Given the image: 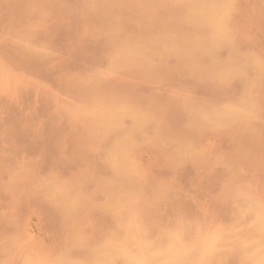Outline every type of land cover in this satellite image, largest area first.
<instances>
[{
  "label": "rangeland",
  "instance_id": "rangeland-1",
  "mask_svg": "<svg viewBox=\"0 0 264 264\" xmlns=\"http://www.w3.org/2000/svg\"><path fill=\"white\" fill-rule=\"evenodd\" d=\"M88 1L89 0L87 1L86 0H0V19H1L0 20V61H1L0 65L2 66V67L0 66V70H1L0 71V75H1L0 76V254L3 253L1 254L2 256L0 255V262L2 264L4 263L5 264H8V263L9 264H24L26 262V259L32 260V261H40V260L47 261L50 258L49 260H53L55 257L56 258L60 257L61 252L62 253L65 252L64 255L70 256L69 250L71 249H72L71 252L73 253L71 254L74 255L73 257L82 258V257H85V255L89 254V252L91 251V248L94 245L93 244L94 241L96 244H98L104 241L108 237V234L110 236L112 233L117 231V229L115 228H118V226L116 227V225L118 224L115 222H118L119 218L117 217V214L113 210L106 208L107 201L105 200V199L108 200V197H107L108 193H106L107 192L106 190L108 187H110L109 185L113 184V182L111 181H113L115 177V170H113V167L111 164L112 161H110L111 157H109L110 156L109 154L111 153V150H113V147H114L113 145L115 143L113 138H115L116 134H119V131H120L119 128L127 129L129 127H132V125L134 124L133 122H135L136 118L139 117V115L135 113L133 115L122 116L120 117V121H119L120 126L116 125L108 129H100L98 128V126L96 127L93 126V123L94 125H97L93 106L97 103V101L98 102L102 100L107 101L110 99V97L111 98L113 97V99H116L117 101H120V102L123 101V102H127L128 104L131 102L132 104L130 103V106L138 110L139 113H141V115H144L149 120L146 132L143 134H136L132 138V140L129 143H127L125 146L126 151H128L127 152L128 157L130 158V160L132 158L133 161L132 160L131 161L133 165L136 167L137 173H140L138 174V176L141 180L143 190H145L144 187L147 188V190H145L146 193L144 191H141L142 193H144L143 195H146L147 197L144 196L145 198L144 199L141 196L138 197L139 195H137L138 198L136 197L137 200L135 202L136 203L139 202V204L137 205L134 202V205H133V207L134 206L142 207L141 209L136 208L135 211L137 212V217L140 220V223L142 224V230L144 232L147 231L146 235L150 238H153L152 236L158 235V229L160 228H166L168 230L170 229L169 231H174V230L181 231L182 230L181 231L182 242L184 241V243L192 245L193 241L194 243H197V240L195 239V237L198 239L199 238L198 234L201 235V233H205L207 232V230L208 231L216 230V232L218 233V237L214 243L215 247L213 246V249L211 251L212 253H209V257L206 260L201 261V263L205 262L206 264H209V263L214 264L215 262V264H221V263L222 264H252L253 261L250 258V255H247L250 250L244 249L241 246H239V237H238V236H241V237L251 236L250 231L245 230L246 225L250 221V218H249L250 216L248 214L243 215L239 209L243 208L245 206V202L249 200H252L254 202L258 201L257 203L264 205V201H263L264 200V177H263L264 176V165H263L264 164V149H263L264 142H262L264 141V129H263L264 128V123H263L264 122V105L263 107L261 105L262 103H264V98H263L264 96L262 95L264 92V81H261V80H264V68H263L264 67V62H263L264 61L263 60L264 59L263 58V55H264V49H263L264 48L263 46L264 45V13H263L264 12V0H241V1L231 0L230 1V5H229L230 9L228 8V13H227V17L228 15L230 16L229 19L227 18L228 19L227 21L228 33L227 34L228 35L231 34V35L229 36L227 35V37L230 38V36H232L230 38L231 40L228 38L229 41L231 42H229L228 39L224 40L223 41L224 44L222 43L221 48L218 51V56L221 58H226L225 56L228 57V54H232L238 63H242L246 65L250 63L253 65L254 67L253 70L249 72L250 76L252 74L253 75L250 77V83L248 85H246L242 81V79L238 77H222V76L212 74L208 69L205 68V66L207 67V63L210 64L212 60L210 59V57L208 58V55L205 53H204L205 56H203L204 54L201 53L202 57H198L201 55L200 54V55H196V57L194 56L193 58H190L192 57L191 55H189V53L191 54V52H189L190 47H189V44L186 43V41L188 40V36L191 33V27L188 24L183 23V22L188 23L187 21L188 11H187L185 0H178V1L176 0V2L175 0H166V1L165 0H160V1L159 0L157 1L156 0H145V1L144 0H139V1L138 0H132V1L130 0L128 1L127 0L125 1L124 0H110V1L103 0L104 2H102V0H92V1L90 0L89 2ZM114 2L116 3V5H114L115 4ZM179 2L181 3L179 4ZM176 4L178 7L176 6ZM145 5L149 7H146ZM98 6L100 8H98ZM104 6L105 8H102ZM56 8L58 10H56ZM116 8L118 9L117 11H116ZM98 9L99 10L101 9V10L99 11ZM60 10L62 11L61 13H60ZM97 11H99V14L97 13ZM159 11L161 12L160 13L161 15L159 14ZM141 12L143 13L141 14ZM121 13H122V16H121ZM100 14L102 15L104 14L106 17L104 15L103 17ZM168 15L170 18L168 17ZM96 16H98V19L100 17L99 20L103 19L104 23L103 22H101L103 24L99 23L100 21L97 20ZM108 16L111 19L109 18L107 20ZM116 18L117 19L119 18L118 19L119 21H117ZM153 18L156 20H154ZM168 18L171 21L170 20L168 21ZM157 19L159 21H157ZM160 19L162 22L160 21ZM22 20L23 21L25 20L24 23ZM165 20L167 21L165 22ZM16 21H17V24L15 23ZM157 23L159 25H157ZM10 24H13V25H10ZM121 24L123 25V27H121L122 26ZM169 24L171 26V30L169 28L170 27ZM18 25H20L21 27ZM106 25H108L109 27ZM184 25L187 27H185ZM10 26L11 27L13 26V27L11 28ZM93 26L95 28H93ZM112 27L113 29L114 28L116 29V30L114 29L116 32L112 29ZM149 27H152V28H149ZM119 28L121 29L122 32L119 31L120 30ZM123 28H126L127 30L126 29L124 30ZM155 28L158 30H156ZM173 28H175V30ZM96 29H98V31ZM117 30L119 32H117ZM141 31L142 33H140ZM114 33H117L116 36ZM125 33H127V37H128V34H130L129 37L131 39H128L129 37L127 38ZM157 33L158 34L161 33L160 34L161 37H163L164 34L165 36L161 38L159 37L160 35H158ZM131 34L134 35L135 37L131 36ZM170 34L171 36H169ZM166 35L169 39L165 38ZM8 36L10 37V39ZM235 36L239 38H236ZM116 37H118V39ZM138 37H140V39L142 37L143 40L137 39L136 41L135 39ZM143 37H145L146 39ZM109 38H112V39H109ZM119 39H122V40H119ZM151 39L155 42H152ZM232 39L233 40L235 39V40L233 41ZM145 40L151 42V45L149 42H147L146 44ZM110 42L112 44H110ZM118 42L120 44H116ZM128 42L129 43L132 42V43L129 44ZM140 42H142V44H145L147 48L143 52L138 53L139 57L138 55H136L137 58L133 56V58L136 59V60L133 59L135 61V62L133 61L135 64V67H134V64L132 62L130 63V61H132V57L130 56L127 57L129 60L128 61L127 58L120 57L121 54L118 51L120 50L122 46H130L132 48L134 47L136 48L137 46L135 45L141 44ZM236 42L237 44H235ZM156 43L158 45H156ZM148 44L149 46H152V47L154 45V47L153 48L148 47ZM183 44L185 46L187 45L186 48L188 47L189 49L188 51L185 48V46H183ZM228 44L231 45V48H230V45ZM117 45L119 48L117 47ZM256 45L258 47H256ZM159 46L161 47V49L168 46V48H173V50L164 48L165 50L164 52V50L163 51H161V49L159 50L160 48ZM171 46H174V47H171ZM175 46L177 47L175 48ZM114 47L117 50L118 49L119 50L117 51ZM233 47L235 49H232ZM238 47L241 50H239ZM21 48L22 50L20 51ZM149 48H150V51L151 49L152 51L153 50L155 51V48L157 51L155 52L151 51L152 53H149L150 52L148 51ZM181 48L186 49V50H181ZM237 48L242 54L237 50ZM110 49L112 51L114 50L113 51L114 53L112 51L109 52ZM243 49L244 50L246 49L245 52L243 51ZM255 49L258 53H256ZM176 50H178L179 52ZM29 51L31 52L33 51V52L31 53ZM147 51L150 55L146 53ZM166 51L168 53H166ZM29 53L33 55L31 56L29 55ZM49 53L50 55L48 56ZM172 53H174V55ZM143 54L146 57L143 58L144 56ZM177 54L179 55V57L177 56ZM250 54L251 56L252 55L254 56L251 57ZM117 55L119 57H117ZM154 55L155 56L157 55L158 58L155 57ZM184 55H188L189 59L187 58V56L184 57ZM258 55L260 57H258ZM257 57L260 59H258ZM112 58L114 62L110 61V59ZM142 58L144 60L146 59L147 61L146 60L144 61ZM155 58L158 61H155L156 60ZM120 59L123 61H121ZM141 59L143 60L144 66L142 65V63H140L142 62ZM177 59L178 60L181 59V60L177 61ZM115 60H117L116 62L118 63H116ZM259 60H260V63H259ZM2 61H5V62L3 63ZM124 61H126L125 62L126 64L128 62L130 64L128 63V65H126ZM203 61L205 63H203ZM261 61L263 62V67H262ZM137 63L140 66H137ZM165 63H167V65ZM175 63H178V64H175ZM116 64L117 66L118 64H120L118 67L123 66V65L125 67H122L123 70L120 67L121 69L119 68V71H118L117 70L118 67L116 66ZM126 66H129L131 68L129 67L126 68ZM196 66L197 68H195ZM95 67L98 68L99 70L95 69ZM128 68L130 69V73L132 71V75L129 73ZM173 68H175V70ZM124 69L125 70L128 69V70L125 71ZM178 69L179 71L181 70L182 72L181 71L178 72ZM122 71H124L123 73H126V74H123ZM160 72L161 73L166 72L165 74L168 77L165 76V74H163L164 76L161 75ZM95 73H97V75H95ZM157 74L159 76H157ZM90 75H94V76H90ZM96 76H99V77H96ZM103 76H104V80L103 78H101ZM107 76L111 77L112 81H110L111 79L107 78ZM161 76L163 77V79ZM69 77L70 79L72 77V79L71 80L69 79L68 81ZM166 77L168 79H164ZM98 78H101V79L98 80ZM148 78H149V81H147ZM158 78L159 79L161 78L163 81L166 80L164 81L165 83L161 79H160L161 81H158ZM255 78L257 80H254ZM85 79L88 82H86ZM82 81L83 82L85 81L83 85L84 87L86 85H89L92 81H93L92 82L93 85H95L94 83H96V85H100L101 82L104 81V83L101 84L103 86L100 85L103 89L99 86L96 87V89L101 88L103 91L98 90V89L94 91L95 88H93V85L91 84L87 86L86 88L88 89L85 90L84 87L82 86L83 84ZM256 84L258 85V87ZM77 85L80 88L83 87V89L78 88ZM169 85L171 86L169 87ZM251 85L254 86L253 90L251 88ZM259 85L261 88L259 87ZM111 86L112 88H110ZM167 86L171 90L172 88H174V90L171 91L170 89L167 88ZM90 87L91 89L93 88L92 91ZM105 87H107V90L105 89ZM109 89H111L112 92ZM120 89L121 91H123L122 98H119ZM187 89H189V91H187ZM104 90L107 92H104ZM99 91L104 92V93L102 92L101 93L104 94L105 97L101 93L99 94L98 93ZM108 91L111 92V95L110 97L108 96L109 98L107 99V95L110 94ZM167 91L168 93L170 91V93L167 94ZM177 91L180 93H178ZM95 92H97L101 96H99ZM138 92H140L141 94ZM254 92H257V93H254ZM89 93L90 94L93 93V94L90 95ZM117 93H118V96H117ZM125 93L127 94V96ZM157 93L159 94L158 96L156 95ZM170 94H173V96L171 97ZM247 94H249V97ZM92 95H94L95 101L92 99L93 98ZM161 95H163V98ZM189 95L192 97V99ZM85 97L88 98V100ZM182 97L183 99L185 97L187 98L189 97L191 100L188 98L186 99L187 100L186 102L185 99H184L185 101L181 99ZM194 97L195 99H193ZM149 98H150L151 104H149ZM168 98L169 100H167ZM90 99H92L93 101ZM140 99L143 102L145 100L148 101L147 105L149 104L150 106L148 105V108L145 107L146 104L141 102ZM142 99H145V100H142ZM171 99L173 101H170ZM155 100L156 101L158 100L159 103L162 102V104H165V105L167 104L166 107L165 105L163 107H160L162 104L160 103L161 105H159V103L155 102ZM68 101L70 103L73 102L75 104L72 105L73 103L70 104ZM133 101L134 102L136 101L135 104H133L134 103ZM173 102H175L176 104L178 103V104L176 105ZM142 103L145 105H143ZM152 103L154 105L158 104V107H160V109L158 108L159 111H157L158 110L157 108H153L155 106H153ZM66 104L71 106V107L69 106L70 109L69 107H67ZM239 104L240 106H242L240 115L230 116V118H233L234 120L236 119V121L234 120L232 121V119L231 120L226 119L225 121L226 122L228 121L227 124H225L226 123L225 121L224 122L220 121L221 124L219 125L220 122L218 123V121L203 122V120H201L200 118L198 117H197L198 119L195 118L196 116H198V113L201 111L217 108L220 106H236ZM87 105L88 107H86ZM81 106L83 107L79 108ZM144 107L147 109H145ZM149 107L150 109L151 108L153 109L151 111V116H149L150 115ZM163 108L164 110H161ZM76 110L79 111V113L81 112V114L78 115ZM73 111H76L74 112V115H72ZM154 111H156L157 113ZM194 111L196 114L193 117L192 115H194ZM86 113L87 115L89 113V115L86 116ZM191 113L192 115H190ZM93 116L95 117L91 119ZM154 118L157 120L155 121ZM240 119L243 122H241ZM245 120H246V123H245ZM192 121H194V123ZM198 121H200L202 124H200V122ZM235 122L237 125L235 124ZM214 123L217 126L219 125L218 126L219 128L218 127L216 128L215 127L216 125ZM195 124L196 125L200 124V126L199 125L196 126ZM221 125L225 126V128L224 127L221 128L222 127ZM84 126H86L87 128ZM189 126H192V127H189ZM211 126L213 128H211ZM193 127L194 128L198 127L199 130L196 128L193 129ZM202 127L204 129H201ZM85 128L86 129L90 128V130H87L88 133L86 132ZM91 128L93 130H91ZM184 128L186 129L187 132L184 130ZM209 128L211 129L208 130ZM236 128L238 129L237 132L239 131L240 134L239 132L238 133L235 132ZM231 129L232 130L234 129V130L231 131ZM201 130L204 131V134H203V131ZM94 131H97V133ZM241 131H244V132H241ZM237 134L241 136H236ZM88 135H90V138ZM98 136H100L101 138ZM239 137H240V141H238L237 139ZM187 138L188 139L190 138L192 141L190 139L188 140ZM91 140H93L92 143L93 142L95 143L94 144L89 143L91 142ZM187 140L189 142L191 141L192 143L191 142L189 143ZM97 142H99V146H97L98 145ZM199 143L202 144V147ZM237 143H238V146L236 145ZM235 145L237 146V148ZM170 146L172 147L171 149H169ZM187 147L189 148V152L186 151ZM227 149L231 151H228ZM205 150H206V153H205ZM131 152H132V155H131ZM209 152L211 155L210 158L208 156ZM233 153H236L237 156L236 154L233 155ZM215 154L218 156L216 157ZM225 154L226 155L231 154V156L228 155L229 157L228 156L223 157L225 156ZM188 156H190V158H188ZM232 157L234 158V161H232L233 159ZM215 158L218 160H214ZM135 159L137 160V162L135 161ZM199 159H202V160L200 161ZM206 159H208V162ZM206 163H210L211 165L206 164ZM143 168H146L145 169V171L147 172L146 176L144 175L145 173L144 171L143 173H141V169L143 170ZM13 171H14V174H13ZM23 171L24 173H22ZM11 172L13 176H10L12 175L10 174ZM233 172L234 174H232ZM16 173H18L19 176L16 175ZM223 173L226 174V177H225V174ZM237 173H240V174H237ZM20 174H23L24 177L28 179H25L23 175H20ZM227 174L230 175V177ZM109 175L113 179L109 178ZM227 176L229 178L228 180H227ZM18 177H21V179ZM103 177H106L107 179L106 178L104 179L108 181L103 180ZM146 177H149V178H146ZM234 177H235V180H233L232 182L231 178L234 179ZM249 177H251V179H249ZM99 179L100 180L102 179L101 180L102 183ZM62 180L64 181L62 182ZM156 180L158 182L160 181L159 183L162 182L159 188L163 190L161 189L158 190L157 184L159 183ZM96 181L98 183H96ZM227 182H229V184H227ZM70 183L76 184V185H74L73 187V185H71ZM106 183H110V184L107 185ZM155 183H156L157 188L154 186ZM104 185L108 187H105ZM228 185H230L231 187ZM49 188L51 189V191ZM151 189H155V191L158 193L156 194L154 190H151ZM149 190H151L150 192L153 193V195L155 194V199L153 198L154 196L152 197ZM52 192H54L55 195ZM141 192L139 193L140 195H142ZM65 193L71 194L72 196H74L73 197L74 201L76 200L75 207L68 206L66 205V203H64L62 196ZM95 195H97V197ZM157 196H160V197H157ZM215 196L217 197L215 198ZM55 197H57L59 202ZM148 198L152 200H149ZM252 198L256 199L257 201L253 200ZM81 199L83 200V202ZM85 199L87 200L85 201ZM141 200L143 202L145 201L147 202L149 200L147 202L149 206L147 207L148 209L146 208L147 204H144L143 202H142L143 204H140ZM222 201L225 203H223ZM87 202L89 203L87 204ZM153 202L154 204L158 203L157 204L158 208H157V205L155 207ZM98 205L101 207H99ZM142 205H144V207ZM237 205L240 208H237ZM56 206L58 209H55ZM69 207L71 209H69ZM77 207L80 209V211L78 210ZM134 208H133V211H134ZM68 209L70 210V213ZM150 210H153L156 214H154V212ZM109 211L112 213H110ZM227 211L229 213H227ZM57 213L59 215H57ZM175 213L177 215H174ZM181 213L182 214L185 213V214L181 216ZM239 213H241L242 216ZM71 214H73V218ZM208 214L209 215L212 214V216H209ZM213 214L216 217H214ZM75 215H77V217H80L81 219L80 218L77 219ZM247 215L249 217H247ZM145 216L147 220L144 219ZM174 216L176 218H174ZM178 216L180 219L178 218ZM201 216L203 218L204 217L206 218L203 219L201 218ZM220 216H224V217L226 216V217L225 218L223 217L224 219L222 218L220 220ZM208 217L211 218V221L210 219H208ZM157 219L161 220L162 222ZM225 219L229 221L228 222L229 224L230 223L231 224L229 225L227 221H225ZM193 220L194 221L196 220L200 224L199 223L195 224ZM142 221L145 223H143ZM213 221L215 223L216 222H219V223H216L217 224L216 225ZM244 221H246V223ZM61 222H63L62 224L64 227L61 226L62 225ZM207 222L209 223V226ZM237 222H240V224ZM73 223H75V225ZM150 223L153 225H151ZM79 224L80 226L81 225L82 226L80 227ZM159 224L161 226H158ZM202 224L204 225V227ZM220 224L223 226H221ZM195 225L198 228L197 227L195 228ZM211 226L214 228H211ZM229 226L232 228H227ZM111 227H113L115 230L114 229L112 230ZM72 229L74 230L76 235H74L75 233L72 231ZM80 229L83 232H81ZM185 230H188V231H185ZM69 231H70V234L72 233L71 235H73L72 236L73 238L72 237L70 238L71 235L65 236L66 235L65 233L69 234ZM229 232H230V235H229ZM191 233L193 234V238H192ZM232 234L234 236L231 237ZM183 235L185 236L184 238H183ZM79 236H81L82 239H80ZM99 237L100 239H98ZM69 238L71 239V241L74 240L75 242L72 241L73 243L72 242L68 243L70 242ZM62 240L64 241L62 242ZM190 240H191V243H190ZM222 240H224L227 244L223 242ZM235 241L237 242V244L235 243ZM59 242L60 244L62 242L61 244L62 246L59 244ZM64 243H68V245ZM74 243L76 246L74 245ZM86 243L87 244L89 243V244L87 245ZM90 244L92 245L90 246ZM224 244H226L225 245L226 247L224 246ZM64 245L66 246V248ZM78 245H81V246H78ZM82 246H83V249H82ZM54 248L59 249L58 251H61V252H57L56 251L57 249L55 250ZM79 250L81 251V253ZM54 253H56L57 255L58 253H60L59 254L60 256L59 255L56 256V254ZM66 253H69V254H66ZM29 255H30V258H29ZM41 257L42 258L44 257L43 260ZM189 258H188V263L190 262L189 264H192V262L193 264H198V261L196 259L197 257L195 255L190 254ZM193 258H195L196 260H193ZM212 260L213 262H210Z\"/></svg>",
  "mask_w": 264,
  "mask_h": 264
},
{
  "label": "bare ground",
  "instance_id": "bare-ground-1",
  "mask_svg": "<svg viewBox=\"0 0 264 264\" xmlns=\"http://www.w3.org/2000/svg\"><path fill=\"white\" fill-rule=\"evenodd\" d=\"M87 1V0H86ZM90 1V0H89ZM88 1V2H89ZM92 1V0H91ZM106 1V0H105ZM110 1V0H109ZM125 1V0H124ZM128 1V0H127ZM130 1H132V0H130ZM139 1V0H138ZM145 1V0H144ZM157 1V0H156ZM160 1V0H159ZM166 1V0H165ZM178 1V0H177ZM186 1V7H187V11H188V18H187V21H188V23H185V22H183L184 24H188L190 27H191V33H190V35L188 36V40L186 41V43L187 44H189V47H190V50L188 49V47L186 48V46L183 44V46H185V48L187 49V51L189 50V52H191V54L189 53V55H191L192 57H190V58H193L194 56L196 57V55H200L201 53L202 54H207L208 55V58L210 57V59H212L211 60V63L210 64H208L207 63V67L205 66V68L206 69H208L212 74H214V75H218V76H222V77H238V78H241L242 79V81L246 84V85H248L249 83H250V77L253 75H251L250 76V74H249V72L250 71H252L253 70V65L252 64H248V65H246V64H242V63H238L237 61H236V59L233 57V55L232 54H228V57L227 56H225L226 58H221V57H219L218 56V51H219V49L221 48V45H222V43H223V41L224 40H227L229 37H227V33H228V31H227V28H228V24H227V21H228V19H229V15H228V17H227V13H228V8H229V5H230V1L231 0H185ZM241 1V0H240ZM29 2V1H28ZM48 2V1H47ZM98 2V1H97ZM100 2V1H99ZM102 2H104L103 0H102ZM150 2V1H149ZM164 2V1H163ZM175 2H176V0H175ZM184 2V1H183ZM239 2V1H238ZM260 2V1H259ZM91 3V2H90ZM109 3V2H108ZM115 3V2H114ZM113 3V4H114ZM118 3V2H117ZM121 3V2H120ZM141 3V2H140ZM145 3V2H144ZM147 3V2H146ZM155 3V2H154ZM173 3V2H172ZM181 2H179V4H180ZM86 4V3H85ZM103 4V3H102ZM104 4H106V3H104ZM110 4V3H109ZM130 4V3H129ZM129 4H127V5H129ZM142 4V3H141ZM140 4V5H141ZM170 4V3H169ZM237 4V3H236ZM99 5V4H98ZM114 5H116V3L114 4ZM131 5V4H130ZM137 5V4H136ZM146 5H148V4H146ZM145 5V6H146ZM150 5V4H149ZM152 5V4H151ZM239 5H240V3H239ZM95 6V5H94ZM101 6H103V5H101ZM108 6V5H107ZM106 6V7H107ZM110 6V5H109ZM111 6H112V4H111ZM110 6V7H111ZM134 6V5H133ZM144 6V7H145ZM157 6V5H156ZM164 6V5H163ZM175 6V5H174ZM176 6H177V4H176ZM181 6V5H180ZM234 6V5H233ZM235 6H237V5H235ZM83 7V6H82ZM81 7V8H82ZM87 7V6H86ZM118 7V6H117ZM137 7V6H136ZM142 7H143V5H142ZM146 7H149V6H146ZM155 7V6H154ZM153 7V8H154ZM169 7V6H168ZM178 7V6H177ZM239 7V6H238ZM61 8V7H60ZM84 8V7H83ZM88 8H89V6H88ZM98 8H100L99 6H98ZM102 8H105V6L104 7H102ZM113 8V7H112ZM135 8V7H134ZM165 8H167V7H165ZM181 8V7H180ZM183 8V7H182ZM236 8V7H235ZM136 9V8H135ZM145 9V8H144ZM150 9V8H149ZM148 9V10H149ZM162 9V8H161ZM160 9V10H161ZM230 9V8H229ZM237 9V8H236ZM262 9V8H261ZM55 10V9H54ZM56 10H58L57 8H56ZM63 10H65V9H63ZM85 10H86V8H85ZM95 10V9H94ZM99 10V9H98ZM101 10V9H100ZM99 10V11H100ZM118 9L116 8V11H117ZM122 10V9H121ZM140 10V9H139ZM164 10V9H163ZM168 10V9H167ZM260 10V9H259ZM258 10V11H259ZM65 11H67V10H65ZM69 11V10H68ZM88 11H90V10H88ZM93 11V10H92ZM96 11V10H95ZM99 11H97V13L99 14ZM103 11V10H102ZM101 11V12H102ZM180 11V10H179ZM62 11L60 10V13H61ZM154 12V11H153ZM153 12H152V14H153ZM167 12H169V11H167ZM176 12H177V10H176ZM185 12V11H184ZM58 13V12H57ZM108 13V12H107ZM114 13V12H113ZM119 13V12H118ZM143 12H141V14H142ZM161 12L159 11V14H160ZM264 13V12H263ZM85 14V13H84ZM117 14V13H116ZM138 14V13H137ZM140 14V13H139ZM148 14V13H147ZM167 14V13H166ZM184 14V13H183ZM90 15H91V13H90ZM97 15V14H96ZM100 15H102V14H100ZM104 15V14H103ZM102 15V16H103ZM105 15H106V13H105ZM104 15V16H105ZM113 15V14H112ZM119 15V14H118ZM161 15V14H160ZM186 15V14H185ZM260 15V14H259ZM85 16V15H84ZM103 16V17H104ZM114 16V15H113ZM115 16H117V15H115ZM120 16V15H119ZM121 16H122V13H121ZM138 16V15H137ZM142 16H144V15H142ZM148 16V15H147ZM159 16V15H158ZM171 16V15H170ZM176 16H178V15H176ZM97 17V20H99L100 19V17H99V19H98V16H96ZM102 17V18H103ZM106 17V16H105ZM162 17V16H161ZM168 17H169V15H168ZM174 17V16H173ZM180 17V16H179ZM110 17L108 16V18H107V20L109 19ZM114 18V17H113ZM138 18V17H137ZM141 18V17H140ZM150 18V17H149ZM155 18H157V17H155ZM165 18V17H164ZM170 18V17H169ZM168 18V21L170 20ZM228 18V19H227ZM232 18V17H231ZM111 19V18H110ZM117 19V18H116ZM119 19V18H118ZM117 19V21H119ZM134 19V18H133ZM148 19V18H147ZM154 19V18H153ZM159 19V18H158ZM157 19V21H159ZM180 19H182V18H180ZM185 19V18H184ZM261 19V18H260ZM1 20V19H0ZM89 20V19H88ZM93 20V19H92ZM114 20V19H113ZM149 20V19H148ZM154 20H156V19H154ZM232 20V19H231ZM23 21V20H22ZM25 21V20H24ZM24 21H23V23H24ZM100 22L99 23H101V22H103V19H101V20H99ZM109 21H111V20H109ZM116 21V20H115ZM121 21V20H120ZM160 21H161V19H160ZM167 20H165V22H166ZM171 21V20H170ZM176 21V20H175ZM21 22V21H20ZM133 22V21H132ZM162 22V21H161ZM177 22V21H176ZM181 22V21H180ZM16 24H17V21L15 22ZM19 23V22H18ZM98 23V22H97ZM96 23V24H97ZM104 23V22H103ZM103 23H101V24H103ZM106 23V22H105ZM110 23V22H109ZM171 23V22H170ZM173 23H174V21H173ZM178 23V22H177ZM89 24V23H88ZM93 24V23H92ZM108 24V23H107ZM151 24H153V23H151ZM162 24H164V23H162ZM231 24V23H230ZM10 25H13V24H10ZM110 25V24H109ZM122 25V24H121ZM126 25H128V24H126ZM125 25V26H126ZM133 25V24H132ZM134 25H135V23H134ZM141 25V24H140ZM157 25H159L158 23H157ZM164 25H166V24H164ZM163 25V26H164ZM168 25V24H167ZM175 25V24H174ZM180 25V24H179ZM182 25V24H181ZM18 26H20V25H18ZM92 26V25H91ZM100 26V25H99ZM102 26V25H101ZM104 26H105V24H104ZM106 26H108V25H106ZM115 26H116V24H115ZM130 26V25H129ZM137 26V25H136ZM142 26V25H141ZM146 26V25H145ZM154 26H155V24H154ZM162 26V25H161ZM169 26H170V24H169ZM168 26V27H169ZM172 26H173V24H172ZM177 26V25H176ZM185 26V25H184ZM11 27V26H10ZM13 27V26H12ZM11 27V28H12ZM16 27V26H15ZM21 27V26H20ZM97 27V26H96ZM109 27V26H108ZM120 27V26H119ZM121 27H123V25L121 26ZM157 27V26H156ZM185 27H187V26H185ZM229 27H230V25H229ZM8 28V27H7ZM6 28V29H7ZM23 28V27H22ZM93 28H95L94 26H93ZM107 28V27H106ZM149 28H152V27H149ZM158 28V27H157ZM161 28V27H160ZM159 28V29H160ZM165 28V27H164ZM170 28V30H171V26L169 27ZM179 28V27H178ZM178 28H176V29H178ZM182 28H184V27H182ZM100 29H102V28H100ZM105 29V28H104ZM112 29H113V27H112ZM115 29V28H114ZM113 29V30H114ZM120 29V28H119ZM124 30L126 29V28H123ZM136 29V28H135ZM156 29V28H155ZM174 30H175V28H173ZM180 29H181V27H180ZM190 29V28H189ZM233 29V28H232ZM16 30V29H15ZM27 30V29H26ZM97 31H98V29H96ZM111 30V29H110ZM116 30V29H115ZM114 30V31H115ZM127 30V29H126ZM146 30V29H145ZM156 30H158V29H156ZM161 30V29H160ZM167 30V29H166ZM188 30V29H187ZM20 31V30H19ZM96 31V32H97ZM100 31V30H99ZM112 31V30H111ZM119 31H121V29L119 30ZM118 30H117V32H119ZM164 31V30H163ZM168 31V30H167ZM230 31V30H229ZM232 31V30H231ZM23 32V31H22ZM31 32H32V30H31ZM116 32V31H115ZM122 32V31H121ZM129 32V31H128ZM145 32V31H144ZM153 32V31H152ZM179 32V31H178ZM182 32V31H181ZM233 32V31H232ZM234 32H236V31H234ZM102 33H103V31H102ZM112 33V32H111ZM140 33H142V31L140 32ZM147 33H148V31H147ZM147 33H145V34H147ZM166 33V32H165ZM115 34V36H116V34L117 33H114ZM122 34H124V33H122ZM126 34V37H127V33H125ZM156 34V33H155ZM158 34V33H157ZM161 33H159L158 35H160ZM164 34V33H163ZM167 34V33H166ZM182 34V33H181ZM129 35L130 34H128V37H129ZM138 35V34H137ZM150 35V34H149ZM183 35V34H182ZM229 35H231V34H229ZM228 35V36H229ZM238 35V34H237ZM236 35V36H237ZM27 36V35H26ZM131 36H133V37H135L134 35H132L131 34ZM139 36V35H138ZM148 36V35H147ZM157 36V35H156ZM163 36V35H162ZM164 36H165V34H164ZM163 36V37H164ZM169 36H171V34L169 35ZM177 36V35H176ZM235 36V37H236ZM9 37V36H8ZM36 37V36H35ZM107 37H109V36H107ZM114 37V36H113ZM125 37V38H126ZM127 37V38H128ZM146 37V36H145ZM145 37H143V38H145ZM159 37H161V35L159 36ZM163 37H161V38H163ZM173 37H174V35H173ZM232 36H230V38H231ZM117 39H118V37H116ZM121 38V37H120ZM152 38H154V37H152ZM156 38V37H155ZM158 38V37H157ZM165 38H168L167 37V35H166V37ZM180 38V37H179ZM185 38V37H184ZM229 38V39H230ZM236 38H239V37H236ZM242 38V37H241ZM9 39H10V37H9ZM109 39H112V38H109ZM128 39H131L130 37L128 38ZM133 39V38H132ZM135 39V38H134ZM137 39L139 40L140 39V37H138V38H136L135 40L137 41ZM141 39H142V37H141ZM140 39V40H141ZM146 39V38H145ZM160 39V38H159ZM158 39V40H159ZM169 39V38H168ZM167 39V40H168ZM229 39H228V41H229ZM119 40H122V39H119ZM143 40V39H142ZM161 40H163V39H161ZM170 40H171V38H170ZM231 40V39H230ZM233 40V39H232ZM235 40V39H234ZM233 40V41H234ZM33 41V40H32ZM112 41V40H111ZM115 41V40H114ZM127 41V40H126ZM125 41V42H126ZM132 41V40H131ZM146 41V40H145ZM145 41H143V42H145ZM151 41L152 42H155V41H153L152 39H151ZM157 41V40H156ZM165 41V40H164ZM175 41V40H174ZM262 41V40H261ZM117 42V41H116ZM120 42V41H119ZM116 43V44H120V43ZM133 42V41H132ZM132 42H128L129 44H131ZM147 42H149V41H146V44H147ZM168 42V41H167ZM185 42V41H184ZM226 42V41H225ZM229 42H231V41H229ZM250 42V41H249ZM13 43H14V41H13ZM36 43V42H35ZM109 43V42H108ZM141 44H139V45H135V46H137L136 48L134 47V48H132V47H130V46H122L121 48H120V50L118 51L115 47V49L121 54V56L120 57H124V58H127V57H132V61H130V63L132 62L133 64H134V60L133 59H135V58H133V56L134 57H136V55H138V53H141V52H143L146 48H147V46L145 45V44H142V42H140ZM150 43V45H151V42H149ZM158 43V42H157ZM156 43V45H158ZM175 43V42H174ZM233 43V42H232ZM243 43V42H242ZM110 44H112L111 42H110ZM114 44V43H113ZM115 44V45H116ZM123 44V43H122ZM154 44V43H153ZM224 44V43H223ZM235 44H237V42L235 43ZM247 44V43H246ZM254 44H255V42H254ZM15 45V44H14ZM124 45V44H123ZM156 45H155V47H156ZM168 45H169V43H168ZM178 45V44H177ZM191 45V46H190ZM228 45H230V44H228ZM258 45H260V44H258ZM20 46V45H19ZM32 46V45H31ZM111 46V45H110ZM134 46V45H133ZM182 46V45H181ZM224 46V45H223ZM238 46H239V44H238ZM252 46H253V44H252ZM255 46V45H254ZM264 46V45H263ZM17 47V46H16ZM27 47V46H26ZM35 47V46H34ZM117 47H118V45H117ZM148 47H152V46H149V44H148ZM153 47H154V45H153ZM152 47V48H153ZM160 47V46H159ZM163 47V46H162ZM171 47H174V46H171ZM177 46H175V48H176ZM226 47V46H225ZM235 47V46H234ZM232 48V49H235V48ZM236 47H237V45H236ZM249 47V46H248ZM256 47H258L257 45H256ZM23 48V47H22ZM22 48L20 49V51L22 50ZM31 48V47H30ZM113 48V49H114ZM119 48V47H118ZM164 48H168V46L167 47H164ZM164 48L163 49H161V47L159 48V50L161 49V51H163L164 50ZM230 48H231V45H230ZM239 48V47H238ZM238 48H237V50H238ZM247 48V47H246ZM255 48V47H254ZM18 49H19V47H18ZM28 49V48H27ZM36 49V48H35ZM168 49H172L173 50V48H168ZM178 49H180V48H178ZM186 49H182L181 48V50H186ZM231 49V50H232ZM249 49V48H248ZM264 49V48H263ZM25 50V49H24ZM239 50H241L240 48H239ZM238 50V51H239ZM246 50V49H245ZM245 50L243 49V51L245 52ZM250 50V49H249ZM248 50V51H249ZM252 50V49H251ZM108 51V50H107ZM110 51H112L111 49L109 50V52ZM114 51V50H113ZM112 51V52H113ZM148 51H150V48H149V50ZM148 51L146 52L148 55H150L149 53H152L153 51H152V49H151V51L148 53ZM155 51H157L156 50V48H155ZM154 51V52H155ZM168 51V50H167ZM166 51V53H168ZM176 51H178V50H176ZM253 51V50H252ZM255 51H256V49H255ZM254 51V52H255ZM259 51V50H258ZM29 52H31V51H29ZM33 52V51H32ZM31 52V53H32ZM164 52H165V50H164ZM179 52V51H178ZM185 52V51H184ZM184 52H183V54H184ZM240 52V51H239ZM251 52V51H250ZM254 52H252V53H254ZM260 52H262V51H260ZM31 53H29V55H31ZM44 53V52H43ZM114 53V52H113ZM156 53H158V52H156ZM180 53H182V52H180ZM235 53V52H234ZM241 53V52H240ZM247 53V52H246ZM256 53H258L257 51H256ZM28 54V53H27ZM111 54V53H110ZM170 54V53H169ZM173 55H174V53H172ZM186 54V53H185ZM202 54L200 55V56H198V57H202ZM205 54L203 55V56H205ZM238 54V53H237ZM242 54V53H241ZM241 54H239V55H241ZM33 55V54H32ZM31 55V56H32ZM50 55V53L48 54V56ZM144 55V54H143ZM171 55V54H170ZM182 55V54H181ZM225 55V54H224ZM231 55V56H230ZM235 55V54H234ZM263 55V54H262ZM261 55V56H262ZM36 56V55H35ZM107 56V55H106ZM109 56V55H108ZM152 56V55H151ZM155 56V55H154ZM153 56V57H154ZM160 56V55H159ZM167 56V55H166ZM177 56L179 57V55L177 54ZM185 56H187V58H188V55H184V57ZM247 56V55H246ZM250 56H251V54H250ZM254 55H252L251 57H253ZM117 57H119L118 55H117ZM138 57H139V55H138ZM144 57H146L145 55L143 56V58ZM155 57H157L158 58V56L156 55ZM164 57H165V55H164ZM177 57V58H178ZM240 57V56H239ZM258 57H260L259 55H258ZM257 57V58H258ZM110 58V57H109ZM137 58V57H136ZM142 58V59H143ZM207 58V59H208ZM242 58V57H241ZM240 58V59H241ZM248 58V57H247ZM263 58H264V55H263ZM114 59H115V57H114ZM117 59V58H116ZM119 59V58H118ZM122 59V58H121ZM120 59V60H121ZM139 59V58H138ZM141 59V60H142ZM156 59V58H155ZM161 59V58H160ZM189 59V58H188ZM200 59H202V58H200ZM209 59V60H210ZM258 59H260V58H258ZM257 59V60H258ZM262 59V58H261ZM126 60V59H125ZM127 60H128V58H127ZM136 60V59H135ZM144 60V59H143ZM143 60H142V62H140V63H142V65H143ZM146 60V59H145ZM144 60V61H145ZM171 60V59H170ZM181 60V59H180ZM180 60H178L177 59V61H180ZM246 60V59H245ZM264 60V59H263ZM110 61L112 62L113 61V58L112 59H110ZM117 60H115V62H116ZM119 61V60H118ZM121 61H123V60H121ZM129 61V60H128ZM134 61V62H133ZM139 61V60H138ZM138 61H136V62H138ZM147 61V60H146ZM150 61V60H149ZM155 61H158L157 59L155 60ZM176 61V62H177ZM207 61V60H206ZM1 62V61H0ZM3 63L5 62V61H2ZM114 62V61H113ZM126 61H124V63H125ZM194 62V61H193ZM240 62H241V60H240ZM244 62V61H243ZM251 62H253V61H251ZM262 62V61H261ZM264 62V61H263ZM263 62H262V67H263ZM116 63H118V62H116ZM123 63V64H124ZM129 63V62H128ZM128 63L126 64V65H128ZM129 63V64H130ZM147 63V62H146ZM168 63V62H167ZM167 63H165L166 65H167ZM203 63H205L204 61H203ZM259 63H260V60H259ZM145 64V63H144ZM150 64V63H149ZM149 64H147V65H149ZM151 64H153V63H151ZM164 64V63H163ZM175 64H178V63H175ZM3 65H5V64H3ZM8 65H10V64H8ZM104 65V64H103ZM120 64H118V66H119ZM132 65V64H131ZM192 65V64H191ZM196 65V64H195ZM255 65V64H254ZM260 65V64H259ZM1 66V65H0ZM106 66V65H105ZM116 66H117V64H116ZM117 66V67H118ZM133 66V65H132ZM137 66H140V65H138V63H137ZM144 66V65H143ZM171 66V65H170ZM194 66V65H193ZM192 66V67H193ZM203 66V65H202ZM2 67V66H1ZM12 67V66H11ZM101 67V66H100ZM121 68L122 67H125L124 65L123 66H120ZM120 67H118V71H119V68ZM127 67H129V66H126V68ZM134 67H135V64H134ZM142 67V66H141ZM262 67H261V69H262ZM4 68V67H3ZM8 68V67H7ZM120 68V69H121ZM125 68V69H126ZM129 68H131V67H129ZM128 68V69H129ZM138 68V67H137ZM140 68V67H139ZM195 68H197V66L195 67ZM256 68V67H255ZM264 68V67H263ZM13 69V68H12ZM15 69V68H14ZM95 69H98V68H96L95 67ZM124 69V70H125ZM127 69V70H128ZM149 69V68H148ZM174 70H175V68H173ZM185 69V68H184ZM189 69H191V68H189ZM99 70V69H98ZM112 70V69H111ZM114 70H116V69H114ZM122 70H123V68H122ZM127 70H125V71H127ZM134 70H135V68H134ZM1 71V70H0ZM12 71V70H11ZM103 71V70H102ZM107 71V70H106ZM164 71V70H163ZM169 71V70H168ZM177 71V70H176ZM181 71V70H180ZM179 71V69H178V72H180ZM190 71V70H189ZM188 71V72H189ZM95 72H97V71H95ZM108 72V71H107ZM117 72V71H116ZM124 71H122V73H123ZM146 72V71H145ZM177 72V73H178ZM182 72V71H181ZM193 72V71H192ZM6 73V72H5ZM9 73V72H8ZM7 73V74H8ZM11 73V72H10ZM17 73H19V72H17ZM20 73H22V72H20ZM91 73V72H90ZM110 73V72H109ZM114 73V72H113ZM112 73V74H113ZM129 73H130V69H129ZM147 73V72H146ZM161 73V72H160ZM160 73H159V75H160ZM166 73V72H165ZM165 73H161V75H163V74H165ZM88 74V73H87ZM94 74V73H93ZM108 74V73H107ZM115 74V73H114ZM113 74V75H114ZM117 74V73H116ZM123 74H126V73H123ZM131 75H132V71H131V73H130ZM192 74V73H191ZM194 74V73H193ZM4 75V74H3ZM21 75V74H20ZM81 75V74H80ZM89 75V74H88ZM95 75H97V73H95ZM119 75V74H118ZM121 75V74H120ZM158 74H157V76H159ZM1 76V75H0ZM79 76V75H78ZM85 76H87V75H85ZM90 76H94V75H90ZM104 76H105V74H104ZM104 76L103 77H101V78H103V80H104ZM112 76V75H111ZM134 76V75H133ZM156 76V77H157ZM164 76V75H163ZM165 76H167L166 74H165ZM199 76V75H198ZM257 76V75H256ZM6 77V76H5ZM21 77H23V76H21ZM82 77V76H81ZM96 77H99V76H96ZM120 77V76H119ZM118 77V78H119ZM145 77V76H144ZM162 77V76H161ZM168 77V76H167ZM164 78V79H168V78ZM191 77H192V75H191ZM87 78V77H86ZM88 78H89V76H88ZM93 78V77H92ZM101 78H98V80L99 79H101ZM106 78V77H105ZM107 78H110L111 79V77H108L107 76ZM106 78V79H107ZM139 78H140V76H139ZM142 78V77H141ZM147 78V77H146ZM146 78H144V79H146ZM8 79V78H7ZM69 79H70V77L68 78V81H69ZM71 79H72V77H71ZM70 79V80H71ZM83 79V78H82ZM81 79V80H82ZM94 79V78H93ZM105 79V80H106ZM151 79V78H150ZM154 79V78H153ZM152 79V80H153ZM157 79V78H156ZM161 79V78H160ZM159 78H158V81H161L162 79H163V77H162V79L160 80ZM253 79V78H252ZM14 80H16V79H14ZM18 80V79H17ZM86 80V79H85ZM216 80V79H215ZM254 80H257L256 78L254 79ZM10 81V80H9ZM20 81V80H19ZM74 81V80H73ZM95 81H96V79H95ZM110 81H112V79L110 80ZM147 81H149V78L147 79ZM154 81V80H153ZM153 81H151V82H153ZM163 81V80H162ZM164 81H166V80H164ZM163 81V82H164ZM169 81V80H168ZM259 81V80H258ZM261 81H264V80H261ZM260 81V82H261ZM7 82V81H6ZM85 82V81H84ZM84 82L82 81V86L84 85ZM86 82H88L87 80H86ZM89 82H91V81H89ZM93 82V81H92ZM90 83L91 85H93V83ZM99 82V81H98ZM97 82V83H98ZM155 82V81H154ZM10 83V82H9ZM20 83V82H19ZM69 83H71V82H69ZM100 83V82H99ZM102 83H104V81L103 82H101V84ZM161 83V82H160ZM165 83V82H164ZM257 83H259V82H257ZM74 84H76V83H74ZM80 84H81V82H80ZM89 84V83H88ZM89 84V85H90ZM95 85H96V83H94ZM100 84V85H101ZM106 84V83H105ZM115 84H117V83H115ZM2 85V84H1ZM10 85V84H9ZM89 85H86L85 87H84V89L86 90V89H88V88H86L87 86H89ZM93 85V88H95L94 89V91H96L97 89H96V87H101V86H103V85ZM108 85V84H107ZM257 85V84H256ZM113 86V85H112ZM112 86L110 87V88H112ZM171 85H169V87H170ZM173 86V85H172ZM77 87L78 88H80L78 85H77ZM83 87H81L80 89H83ZM253 87L254 86H252L251 85V88H252V90H253ZM257 87H258V85H257ZM259 87H260V85H259ZM7 88V87H6ZM92 88V89H93ZM102 88V87H101ZM98 89V90H102V89ZM167 88H168V86H167ZM180 88V87H179ZM187 88V87H186ZM185 88V89H186ZM261 88V87H260ZM259 88V89H260ZM90 89H91V87H90ZM92 89H91V91H92ZM105 89L107 90V87H105ZM114 89V88H113ZM116 89V88H115ZM168 89H170V88H168ZM184 89V90H185ZM190 89H191V87H190ZM110 91H111V89H109ZM124 90V89H123ZM171 90V89H170ZM172 90H174V88H172ZM171 90V91H172ZM258 90V89H257ZM82 91H84V90H82ZM103 91V90H102ZM101 91V92H102ZM114 91V90H113ZM187 91H189V89H187ZM248 91H250V90H248ZM260 91V90H259ZM263 91V90H262ZM261 91V92H262ZM89 92V91H88ZM100 91L98 92L99 94L101 93ZM104 92H107V91H105L104 90ZM104 92H102V93H104ZM109 92V91H108ZM112 92V91H111ZM111 92H109L110 94L109 95H107V99L110 97V95H111ZM118 92V91H117ZM122 92L123 91H121V89H120V97L119 98H122L123 97V94H122ZM128 92V91H127ZM175 92H176V90H175ZM178 92V91H177ZM184 92V91H183ZM81 93V92H80ZM95 93H97V92H95ZM97 93V94H98ZM101 93V94H102ZM118 93H117V96H118ZM131 93V92H130ZM138 93H140V92H138ZM169 93H170V91H169ZM168 93V91H167V94H169ZM178 93H180V92H178ZM250 93V92H249ZM254 93H257V92H254ZM253 93V94H254ZM85 94V93H84ZM88 94V93H87ZM90 94V93H89ZM91 94H93V93H91ZM90 94V95H91ZM98 94V95H99ZM106 94V93H105ZM122 94V95H121ZM126 94V93H125ZM125 94H124V96H125ZM141 94V93H140ZM95 95V94H94ZM94 95H92L93 96V100H94ZM103 96H104V94H102ZM130 95H132V94H130ZM138 95V94H137ZM136 95V96H137ZM144 95V94H143ZM157 96L159 95L158 93L156 94ZM171 95V97L173 96V94H170ZM177 95H179V94H177ZM177 95H175V96H177ZM184 95V94H183ZM248 95V97H249V94H247ZM263 96H264V92H263V94H262ZM85 96V95H84ZM96 96V95H95ZM99 96H101V95H99ZM109 96V97H108ZM116 96V97H117ZM126 96H127V94H126ZM148 96V95H147ZM162 96V98H163V95H161ZM165 96V95H164ZM174 96V97H175ZM190 96V95H189ZM83 97V96H82ZM87 97V96H86ZM85 97V98H86ZM105 97V96H104ZM116 97H114V98H116ZM170 97V98H171ZM179 97V96H178ZM181 97V96H180ZM191 97V96H190ZM258 97V96H257ZM81 98V97H80ZM118 98V97H117ZM144 98H145V96H144ZM161 98V97H160ZM189 98V97H188ZM187 97H185L184 99L186 100V99H188ZM251 98H252V96H251ZM264 98V97H263ZM87 100H88V98H86ZM92 99H90V100H92ZM100 99V98H99ZM101 99H103V98H101ZM106 99V98H105ZM181 99H183V97L181 98ZM183 99V100H184ZM190 99V98H189ZM191 99H192V97H191ZM190 99V100H191ZM193 99H195V97L193 98ZM73 100V99H72ZM81 100V99H80ZM92 100V101H93ZM132 100V99H131ZM138 100V99H137ZM142 100H145V99H142ZM146 100H147V98H146ZM145 100V101H146ZM154 100V99H153ZM163 100V99H162ZM161 100V101H162ZM167 100H169V98L167 99ZM184 100V101H185ZM189 100V101H190ZM262 100V99H261ZM75 101V100H74ZM79 101V100H78ZM82 101V100H81ZM85 101V100H84ZM95 101V100H94ZM97 101V100H96ZM130 101V100H129ZM140 101H141V99H140ZM143 102V101H141V102H143V103H145L146 104V106L145 107H147L148 108V105L149 104H151L150 102V98H149V104L147 105V102L148 101H146V102ZM170 101H173L172 99L170 100ZM67 102V101H66ZM69 102V101H68ZM76 102V101H75ZM87 102V101H86ZM134 102V101H133ZM136 102V101H135ZM135 102L133 103V104H135ZM139 102V101H138ZM153 102V101H152ZM155 102H158V100L156 101L155 100ZM186 102H187V100H186ZM70 103V102H69ZM73 102H71L70 104H72ZM131 103V102H130ZM130 103L128 104L127 102H120V101H117L116 99H113V97L111 98L110 97V99L109 100H102V101H100V102H98L97 101V103L93 106V110H94V113H95V116H93L91 119H93L94 117L96 118V123H97V125H94V123H93V126H98V128H100V129H108V128H111V127H114V126H116V125H118V126H120V117H122V116H125V115H133V114H138L139 115V117H137L136 118V120H135V122H133L132 124V127H129V128H127V129H121V128H119L120 129V131H119V134H116L115 135V138H113L114 139V141H115V143H114V147H113V150H111V153L109 154L110 156L109 157H111L110 159V161H112V167H113V170H115V177H114V179L112 178V177H110V175H109V178H112L113 179V181H111V182H113V184H111V185H109L110 187H108V186H105L106 184L108 185V184H110V183H106L104 186L105 187H108L107 188V192L106 193H108V195H107V197H108V200L107 199H105L106 201H107V203H106V208H109V209H111V210H113L116 214H117V217L119 218L118 219V222H115V223H117L118 225H116V227L118 226V228H115V229H117V231L116 232H114V233H112L110 236H109V234H108V237L104 240V241H102V242H100V243H98V244H96L95 243V241L93 242V247L91 248V251L89 252V254L88 255H85V257H82V258H75V257H73L74 255H72L73 253L71 252V250H69L70 252V256H68V255H64V253L65 252H61V251H58L59 249H55L57 252H61V256L59 255L60 253H58V255L60 256V257H55L53 260H47V261H32V260H28V259H26V262L24 263V264H189L190 262H191V260H190V258H189V256H190V254H193V255H195L197 258V261H198V264H199V262H200V264H202L201 263V261H203V260H206L208 257H209V253H212L211 251H212V249H213V246H214V243H215V240L217 239V237H218V233L216 232V230L214 231H208L207 230V232H205V233H201V235H199L198 234V236H199V238L197 239L196 237H195V239L197 240V243H194V241H193V243H192V245H190V244H186V243H184V241L182 242V238H181V231H169L168 229H166V228H160V229H158V235H156V236H152L153 238H150V237H148L147 235H146V232L147 231H143L142 230V224L140 223V220L138 219V217H137V212L135 211L136 210V208H142L141 206L139 207H133V205H134V202L137 200L136 199V197H137V195H139L138 197H142V198H144V196H146V195H143L144 193H142L141 191H144L145 192V190H147V188H145L144 187V189L145 190H143V188H142V183H141V180H140V178H139V176H138V174H140V173H137V170H136V167L133 165V163H132V158H131V160H130V158L128 157V155H127V152L128 151H126V149H125V146H126V144L127 143H129L131 140H132V138L136 135V134H143V133H145L146 132V130H147V125H148V122H149V120L144 116V115H141V113H139V111L138 110H136V109H134L132 106H130ZM142 103V104H143ZM159 103V102H158ZM161 104H162V102H160ZM159 103V105H161ZM165 103V102H164ZM167 103V102H166ZM168 103H169V101H168ZM172 103V102H171ZM174 104H176L175 102H173ZM260 103H261V101H260ZM75 103H73L72 105H74ZM85 104V103H84ZM87 104V103H86ZM132 104V103H131ZM142 104H141V106H142ZM145 104H143V105H145ZM153 104V103H152ZM178 104V103H177ZM176 104V105H177ZM199 104V103H198ZM67 105V104H66ZM82 105V104H81ZM138 105V104H137ZM139 105H140V103H139ZM165 104H162L160 107H163ZM167 105V104H166ZM166 105H165V107H166ZM194 105V104H193ZM193 105H192V107H193ZM200 105V104H199ZM202 105V104H201ZM262 105V107H263V105H264V103H262L261 104ZM70 105H67V107H69ZM76 106V105H75ZM80 106V105H79ZM150 106V105H149ZM153 106H155V107H153V108H159L160 109V107H158V104L157 105H154L153 104ZM174 106V105H173ZM71 107V106H70ZM70 107H69V109H70ZM83 106H81V107H79V108H82ZM86 107H88V105L86 106ZM85 107V108H86ZM90 107V106H89ZM138 107H140V106H138ZM144 107V108H145ZM152 107V106H151ZM180 107V106H179ZM190 107V106H189ZM73 108V107H72ZM75 108V107H74ZM137 108V107H136ZM143 108V109H144ZM147 108H145V109H147ZM68 109V110H69ZM76 109V108H75ZM74 109V110H75ZM142 109V108H141ZM149 109H150V107H149ZM148 109V110H149ZM159 109L157 110V111H159ZM178 109V108H177ZM183 109V108H182ZM187 109V108H186ZM204 109H205V107H204ZM241 109H242V106H240V104L239 105H236V106H220V107H217V108H213V109H208V110H205V111H201V112H197L198 113V116H196L195 118L196 119H198V118H200L201 120H203V122H211V121H218V123L220 122V121H222V122H224L226 119L228 120V119H232V121L234 120L233 118H230V116H235V115H240V113H241ZM253 109V108H252ZM82 110V109H81ZM153 109L151 108L150 109V115L149 116H151V111H152ZM155 110V109H154ZM161 110H164V108L163 109H161ZM160 110V111H161ZM254 110V109H253ZM260 110V109H259ZM77 111V110H76ZM76 111H73V114L72 115H74V112H76ZM79 111H80V109H79ZM79 111H77V113H78V115L79 114H81V112L79 113ZM85 111V110H84ZM84 111H82V112H84ZM187 111V110H186ZM197 111V110H196ZM66 112H67V110H66ZM70 112H71V110H70ZM91 112H92V110H91ZM154 112H156V111H154ZM180 112H181V110H180ZM258 112V111H257ZM93 113V114H94ZM157 113V112H156ZM193 113V112H192ZM192 113L190 114V115H192ZM160 114V113H159ZM195 111H194V115H192L193 117L195 116ZM88 115H89V113H88ZM87 115V113H86V116H88ZM92 115V114H91ZM153 115H155V114H153ZM84 116V115H83ZM158 116V115H157ZM181 116V115H180ZM237 116V117H238ZM81 117V116H80ZM153 117V116H152ZM198 117V118H197ZM88 118H90V117H88ZM155 118H156V116H155ZM154 118V120L156 121L157 119H155ZM194 118V119H195ZM239 118V117H238ZM189 119V118H188ZM74 120H75V118H74ZM80 120V119H79ZM237 120H239V119H237ZM242 120H243V118H242ZM241 119H240V121L241 122H243ZM78 121V120H77ZM232 121H231V123H232ZM234 121H236V119L234 120ZM79 122V121H78ZM125 122V121H124ZM193 123H194V121H192ZM198 122H200V121H198ZM226 122V121H225ZM230 122V121H229ZM196 123V122H195ZM228 123V121L225 123V124H227ZM240 123V122H239ZM245 123H246V120H245ZM250 123V122H249ZM264 123V122H263ZM262 123V124H263ZM84 124H85V122H84ZM200 124H202L201 122H200ZM200 124H198L199 126H200ZM215 124V123H214ZM221 124V122L219 123V125ZM235 124H236V122H235ZM251 124H253V123H251ZM196 125V124H195ZM198 125H196V126H198ZM216 125V124H215ZM214 125V126H215ZM218 125V126H219ZM222 125H224V124H222ZM221 125V126H222ZM237 125V124H236ZM236 125H235V127H236ZM122 126V125H121ZM217 125L215 126L216 128L218 127ZM220 126V127H221ZM241 126V125H240ZM252 126V125H251ZM84 127H86V126H84ZM91 127H92V125H91ZM189 127H192V126H189ZM204 127V126H203ZM201 128V129H204V128ZM225 128V126H222L221 128ZM239 127V126H238ZM237 127V128H238ZM242 127V126H241ZM87 128V127H86ZM85 128V129H86ZM94 128V127H93ZM196 128V127H195ZM194 127H193V129H195ZM206 128V127H205ZM211 128H213L212 126H211ZM211 128H209L208 130H210ZM219 128V127H218ZM236 128V133H238L237 132V129ZM187 129H189V128H187ZM192 129V128H191ZM196 129H198L199 130V128L197 127ZM207 129V128H206ZM264 129V128H263ZM87 130H90V128L89 129H86V132H87ZM91 130H93L92 128H91ZM95 130V129H94ZM111 130V129H110ZM114 130H115V128H114ZM118 130V129H117ZM123 130V131H122ZM180 130V129H179ZM184 130L186 131V129L184 128ZM222 130H224V129H222ZM234 130V129H233ZM232 129H231V131H233ZM247 130V129H246ZM201 131H203V130H201ZM200 131V132H201ZM206 131V130H205ZM230 131V132H231ZM94 132H96L97 133V131H94ZM101 132V131H100ZM187 132V131H186ZM198 132V131H197ZM208 132V131H207ZM229 132V131H228ZM241 132H244V131H241ZM88 133V132H87ZM91 133H92V131H91ZM99 133V132H98ZM108 133V132H107ZM117 133V132H116ZM193 133V132H192ZM199 133V132H198ZM206 133V132H205ZM216 133V132H215ZM220 133V132H219ZM235 133V134H236ZM190 134V133H189ZM188 134V135H189ZM201 134V133H200ZM199 134V135H200ZM203 134H204V131H203ZM231 134V133H230ZM239 134H240V132H239ZM263 135V134H262ZM89 136V138H90V135H88ZM92 136V135H91ZM95 136V135H94ZM186 136V135H185ZM190 136V135H189ZM193 136V135H192ZM191 136V137H192ZM236 136H241V135H236ZM98 137H100V136H98ZM103 137V136H102ZM188 137V136H187ZM194 137V136H193ZM201 137H202V135H201ZM204 137V136H203ZM101 138V137H100ZM182 138V137H181ZM199 138H200V136H199ZM230 138V137H229ZM97 139V138H96ZM107 139V138H106ZM112 139V140H113ZM188 139V138H187ZM190 139V138H189ZM188 139V140H189ZM193 139V138H192ZM238 139V141H240V137L239 138H237ZM104 140V139H103ZM153 140V139H152ZM187 140V141H188ZM191 140V139H190ZM231 140V139H230ZM90 141V140H89ZM92 141L93 140H91V142H89V143H92ZM95 141V140H94ZM192 141V140H191ZM190 141V142H191ZM194 141V140H193ZM196 141V140H195ZM203 141V140H202ZM189 142V141H188ZM189 142V143H190ZM230 142V141H229ZM237 142V141H236ZM262 142H264V141H262ZM95 142H93L92 144H94ZM98 143V145L97 146H99V142H97ZM96 143V144H97ZM112 143V142H111ZM192 143V142H191ZM198 143V142H197ZM203 143V142H202ZM238 143H240V142H238ZM238 143L236 144L237 146H238ZM110 144V143H109ZM142 144V143H141ZM200 144V143H199ZM204 144V143H203ZM235 144V143H234ZM234 144H233V146H234ZM257 144H259V143H257ZM108 145V144H107ZM201 145V147H202V144H200ZM200 145H198V146H200ZM235 145V146H236ZM102 146V145H101ZM204 146V145H203ZM237 146H236V148H237ZM108 147V146H107ZM146 147V146H145ZM94 148V147H93ZM147 148V147H146ZM172 147L170 146L169 147V149H171ZM200 148V147H199ZM198 148V149H199ZM204 148V147H203ZM234 148V147H233ZM102 149V148H101ZM111 149V148H110ZM129 149V148H128ZM206 149V148H205ZM235 149V148H234ZM233 149V150H234ZM264 149V148H263ZM200 150V149H199ZM220 150V149H219ZM223 150V149H222ZM228 150V149H227ZM227 150H226V152H227ZM104 151V150H103ZM105 151H107V150H105ZM169 151V150H168ZM185 151V150H184ZM186 151L187 152H189V148L187 147L186 148ZM203 151V150H202ZM224 151V150H223ZM228 151H231V150H228ZM198 152H200V151H198ZM208 152V151H207ZM108 153V152H107ZM142 153V152H141ZM205 153H206V150H205ZM223 153H225V152H223ZM229 153H231V152H229ZM102 154V153H101ZM105 154V153H104ZM135 154V153H134ZM189 154V153H188ZM198 154V153H197ZM201 154V153H200ZM212 154V153H211ZM222 154V153H221ZM234 154H236V153H233V155ZM254 154V153H253ZM106 155V154H105ZM104 155V156H105ZM131 155H132V152H131ZM202 155V154H201ZM216 155V154H215ZM214 155V156H215ZM228 155H230L231 156V154H228ZM228 155H226L225 154V156H223V157H227ZM136 156H137V154H136ZM209 158H210V152H209ZM218 155H216V157H217ZM236 156H237V154H236ZM108 157V156H107ZM131 157V156H130ZM133 157V156H132ZM139 157V156H138ZM199 157V156H198ZM206 157V156H205ZM229 157V156H228ZM143 158V157H142ZM188 158H190V156H188ZM204 158V157H203ZM207 158V157H206ZM208 158V159H209ZM222 158V157H221ZM233 158V157H232ZM105 159V158H104ZM134 159V158H133ZM195 159V158H194ZM197 159V158H196ZM208 159H206L207 160V162H208ZM231 159V158H230ZM106 160V159H105ZM200 161L202 160V159H199ZM205 160V159H204ZM214 160H218V159H214ZM213 160V161H214ZM219 160H220V158H219ZM222 160V159H221ZM135 161L137 162V160L135 159ZM195 161V160H194ZM209 161H211V160H209ZM232 161H234V158L232 159ZM231 161V162H232ZM104 162V161H103ZM106 162V161H105ZM204 162V161H203ZM229 162V161H228ZM24 163V162H23ZM22 163V164H23ZM108 163V162H107ZM211 163V162H210ZM210 163H206V164H210ZM234 163V162H233ZM140 164V163H139ZM223 164H225V163H223ZM222 164V165H223ZM241 164V163H240ZM26 165V164H25ZM211 165V164H210ZM217 165V164H216ZM235 165V164H234ZM264 165V164H263ZM142 166V165H141ZM213 166V165H212ZM212 166H210V167H212ZM236 166V165H235ZM110 167V166H109ZM144 167H145V165H144ZM263 167V166H262ZM19 168V167H18ZM224 168V167H223ZM228 168V167H227ZM234 168V167H233ZM242 168H244V167H242ZM254 168V167H253ZM20 169V168H19ZM24 169V168H23ZM111 169V168H110ZM145 169L146 168H143V170L141 169V173H143V171L146 173H144V175L146 176L147 175V172L145 171ZM229 169V168H228ZM112 170V171H113ZM224 170V169H223ZM233 170V169H232ZM241 170V169H240ZM25 171V170H24ZM24 171L22 172V173H24ZM15 172H16V170H15ZM27 172V171H26ZM21 173V172H20ZM244 173V172H243ZM253 173V172H252ZM10 174H12V172L10 173ZM13 174H14V171H13ZM13 174L12 175H10V176H13ZM26 174H28V173H26ZM223 174H225V173H223ZM229 174V173H228ZM227 174V175H228ZM232 174H234V172L232 173ZM237 174H240V173H237ZM236 174V175H237ZM16 175H18V173H16ZM15 175V176H16ZM20 175H23V174H20ZM257 175V174H256ZM19 176V175H18ZM106 176V175H105ZM114 176V175H113ZM143 176V175H142ZM150 176V175H149ZM229 177H230V175H228ZM228 176H227V180L229 179L228 178ZM232 176H234V175H232ZM239 176V175H238ZM254 176V175H253ZM22 177V176H21ZM21 177H18V178H20L21 179ZM23 177H24V175H23ZM22 177V178H23ZM28 177V176H27ZM141 177V176H140ZM151 177V176H150ZM225 177H226V174H225ZM236 177V176H235ZM235 177H234V179H232L231 178V180H232V182H233V180H235ZM264 177V176H263ZM17 178V179H18ZM25 178V177H24ZM104 178H106V177H103V180H106V179H104ZM146 178H149V177H146ZM152 178V177H151ZM14 179V178H13ZM25 179H28V178H25ZM24 179V180H25ZM39 179V178H38ZM111 179V180H112ZM237 179V178H236ZM249 179H251V177H249ZM98 180V179H97ZM100 180V179H99ZM102 180V179H101ZM100 180V181H101ZM153 180V179H152ZM238 180V179H237ZM28 181V180H27ZM50 181V180H49ZM56 181V180H55ZM64 180H62V182H63ZM106 181H108V180H106ZM105 181V182H106ZM110 181V180H109ZM157 181V180H156ZM225 181V180H224ZM244 181V180H243ZM25 182V181H24ZM72 182V181H71ZM104 182V181H103ZM158 182V181H157ZM160 182V181H159ZM158 182V183H159ZM226 182V181H225ZM232 182H230V183H232ZM235 182V181H234ZM237 182V181H236ZM34 183V182H33ZM67 183V182H66ZM75 183V182H74ZM96 183H98L97 181H96ZM101 183H102V181H101ZM162 183V182H161ZM161 183H159V184H157V186H158V190L159 189H161V188H159L160 187V184ZM238 183V182H237ZM31 184V183H30ZM42 184V183H41ZM69 184V183H68ZM68 184H66V185H68ZM71 185H73V187H74V185H76V184H72V183H70ZM100 184V183H99ZM98 184V185H99ZM227 184H229V182H227ZM247 184H249V183H247ZM63 185V184H62ZM70 185V186H71ZM144 185H146V184H144ZM163 185V184H162ZM165 185V184H164ZM238 185V184H237ZM240 185V184H239ZM35 186H36V184H35ZM78 186V185H77ZM102 186V185H101ZM100 186V187H101ZM103 186V187H104ZM155 187H156V183H155V185H154ZM166 186V185H165ZM228 186H230V185H228ZM242 186V185H241ZM97 187V186H96ZM99 187V186H98ZM163 187V186H162ZM225 187H226V185H225ZM231 187V186H230ZM253 187V186H252ZM59 188V187H58ZM157 188V187H156ZM222 188V187H221ZM239 188V187H238ZM43 189H45V188H43ZM50 189V188H49ZM67 189H68V187H67ZM69 189H71V188H69ZM77 189V188H76ZM81 189V188H80ZM99 189H101V188H99ZM165 189V188H164ZM231 189H233V188H231ZM231 189H229V190H231ZM236 189V188H235ZM53 190V189H52ZM55 190V189H54ZM84 190V189H83ZM151 190H154V192L157 194L158 192H156L155 191V189H151ZM151 190H149V192L151 191ZM157 190V191H158ZM161 190H163V189H161ZM160 190V191H161ZM50 191H51V189H50ZM97 191V190H96ZM104 191V190H103ZM222 191V190H221ZM240 191V190H239ZM65 192V191H64ZM93 192H95V191H93ZM101 192H102V190H101ZM142 193V195H140L139 193ZM237 192V191H236ZM52 193H54V192H52ZM69 193V192H68ZM87 193V192H86ZM92 193V192H91ZM146 193V192H145ZM151 193V192H150ZM149 193V194H150ZM165 193V192H164ZM219 193V192H218ZM232 193V192H231ZM249 193V192H248ZM46 195V194H45ZM54 195H55V193H54ZM91 195H93V194H91ZM151 195H152V197L155 199V194L153 195V193H151ZM159 195V194H158ZM220 195V194H219ZM88 196H89V194H88ZM96 197H97V195H95ZM94 196V197H95ZM163 196V195H162ZM63 201H64V203H66V205H68V206H71V207H75L76 205V200L74 201V196H72L71 194H64L63 196ZM77 197V196H76ZM87 197V196H86ZM93 197V196H92ZM91 197V198H92ZM137 197V198H138ZM147 197V196H146ZM157 197H160V196H157ZM217 196H215V198H216ZM238 197V196H237ZM249 197V196H248ZM56 199H57V197H55ZM89 198V197H88ZM150 198V197H149ZM148 198V199H149ZM50 199H51V197H50ZM56 199H54V200H56ZM145 199V198H144ZM143 199V200H144ZM253 200H255V201H257L256 199H254V198H252ZM49 200V199H48ZM53 200V199H52ZM58 200V199H57ZM61 200V199H60ZM82 200V199H81ZM87 199H85V201H86ZM103 200V199H102ZM147 200V199H146ZM149 200H152V199H149ZM148 200V201H149ZM157 200V199H156ZM155 200V201H156ZM84 201V202H85ZM97 201V200H96ZM104 201V200H103ZM147 201V202H148ZM160 201V200H159ZM264 201V200H263ZM52 202V201H51ZM58 202H59V200H58ZM82 202H83V200H82ZM90 202V201H89ZM89 202H87V204L89 203ZM98 202H99V200H98ZM138 202V201H137ZM143 201L141 200V203L140 204H147V202L145 201V202H143ZM152 202V201H151ZM223 202V201H222ZM240 202V201H239ZM243 202V201H242ZM258 202V201H257ZM257 202H254V201H252V200H249V201H247V202H245V206L243 207V208H241V209H239L240 210V212L244 215V214H248L247 215V217H249L250 218V221H249V223L246 225V227H245V230H248V231H250V233H251V236H249V237H241V236H238L239 237V246H241L242 248H244V249H247V250H250L249 251V253L247 254V255H250V258L252 259V261H253V263L254 264H264V205L263 204H260V203H257ZM86 203V202H85ZM84 203V204H85ZM100 203H101V201H100ZM104 203V202H103ZM136 203V202H135ZM150 203V202H149ZM223 203H225V202H223ZM83 204V203H82ZM94 204V203H93ZM137 205L139 204V202L138 203H136ZM151 204V203H150ZM153 204H154V202H153ZM158 204V203H157ZM157 204H154L155 205V207H156V205ZM232 204V203H231ZM56 205H58V204H56ZM65 205V204H64ZM90 205V204H89ZM54 206H55V204H54ZM67 206V207H68ZM84 206V205H83ZM97 206V205H96ZM99 206V205H98ZM103 206H105V205H103ZM143 207H144V205H142ZM146 206V205H145ZM151 206V205H150ZM153 206V205H152ZM159 206H160V204H159ZM230 206V205H229ZM232 206V205H231ZM235 206V205H234ZM59 207V206H58ZM63 207V206H62ZM64 207H66V206H64ZM99 207H101V206H99ZM147 207H149L148 206V204H147V206H146V208ZM78 208V207H77ZM106 208H104V209H106ZM133 208H134V211H133ZM157 208H158V205H157ZM161 208V207H160ZM237 208H240V207H238V205H237ZM55 209H58L57 208V206H56V208ZM62 209V208H61ZM69 209H71L70 207H69ZM68 209V211H69V213H70V210ZM103 209V208H102ZM131 209H132V211H131ZM139 209V210H140ZM148 209V208H147ZM153 209V208H152ZM205 209V208H204ZM226 209V208H225ZM230 209V208H229ZM60 210V209H59ZM63 210V209H62ZM65 210V209H64ZM77 210V209H76ZM78 210L80 211V209L78 208ZM100 210H101V208H100ZM106 210H108V209H106ZM105 210V211H106ZM215 210V209H214ZM67 211V210H66ZM104 211V210H103ZM149 211V210H148ZM150 211H153V210H150ZM154 211H155V209H154ZM153 211V212H154ZM207 211H208V209H207ZM232 211V210H231ZM58 212V211H57ZM77 212V211H76ZM110 212V211H109ZM147 212V211H146ZM214 212V211H213ZM226 212V211H225ZM61 213V212H60ZM64 213V212H63ZM110 213H112V212H110ZM145 213V212H144ZM150 213V212H149ZM206 213V212H205ZM204 213V214H205ZM217 213V212H216ZM227 213H229L228 211H227ZM235 213V212H234ZM241 213H239V214H241ZM65 214V213H64ZM109 214V213H108ZM154 214H156L155 212H154ZM179 214V213H178ZM183 214H185V213H183ZM182 213H181V216L183 215ZM226 214V213H225ZM224 214V215H225ZM242 214H241V216H242ZM57 215H59L58 213H57ZM62 215V214H61ZM66 215V214H65ZM65 215H63V216H65ZM148 215V214H147ZM151 215H153V214H151ZM159 215V214H158ZM174 215H177L176 213L174 214ZM206 215V214H205ZM209 215V214H208ZM218 215H220V214H218ZM228 215V214H227ZM237 215H238V213H237ZM71 216H72V218H73V214H71ZM70 216V217H71ZM76 217H77V215H75ZM140 216H142V215H140ZM202 216H204V215H202ZM201 216V218H203ZM209 216H212V214L211 215H209ZM213 216H214V214H213ZM112 217H113V215H112ZM156 217V216H155ZM187 217V216H186ZM193 217V216H192ZM214 217H216V216H214ZM213 217V218H214ZM218 217V216H217ZM224 216H220V220L223 218ZM226 217V216H225ZM224 217V218H225ZM236 217V216H235ZM238 217V216H237ZM63 218V217H62ZM80 217H77V219H79ZM151 218H153V217H151ZM157 218V217H156ZM155 218V219H156ZM171 218V217H170ZM174 218H176L175 216H174ZM178 218H179V216H178ZM204 218H206V217H204ZM203 218V219H204ZM223 218V219H224ZM231 218V217H230ZM240 218H242V217H240ZM61 219V218H60ZM67 219V218H66ZM81 219V218H80ZM114 219V218H113ZM144 219H146V216H145V218ZM154 219V220H155ZM180 219V218H179ZM184 219V218H183ZM199 219V218H198ZM198 219H197V221H198ZM208 219H210V221H211V218H209L208 217ZM216 219V218H215ZM235 219V218H234ZM236 219H238V218H236ZM248 219V218H247ZM62 220V219H61ZM112 220V219H111ZM147 220V219H146ZM152 220V219H151ZM153 220V221H154ZM157 220H159V219H157ZM171 220H173V219H171ZM175 220V219H174ZM177 220V219H176ZM192 220V219H191ZM201 220V219H200ZM206 220V219H205ZM213 220V219H212ZM217 220H218V218H217ZM240 220V219H239ZM63 221V220H62ZM69 221V220H68ZM72 221V220H71ZM78 221V220H77ZM80 221V220H79ZM159 221H161V220H159ZM178 221V220H177ZM176 221V222H177ZM196 220L194 221L193 220V222H195V224H197V223H199V222H197ZM209 221V220H208ZM216 221V220H215ZM224 221V220H223ZM225 221H227L226 219H225ZM231 221V220H230ZM238 221V220H237ZM73 222V221H72ZM143 222V221H142ZM148 222H149V220H148ZM162 222V221H161ZM171 222V221H170ZM187 222V221H186ZM203 222V221H202ZM214 222V221H213ZM221 222V221H220ZM229 221H227V223H228ZM245 223H246V221H244ZM63 222H61V224H62ZM80 223V222H79ZM143 223H145V222H143ZM147 223V222H146ZM157 223V222H156ZM165 223V222H164ZM168 223V222H167ZM172 223V222H171ZM175 223V222H174ZM184 223V222H183ZM205 223V222H204ZM208 223V222H207ZM215 223V222H214ZM216 223H219V222H216ZM215 223V224H216ZM224 223H226V222H224ZM237 223H239L240 224V222H237ZM67 224V223H66ZM65 224V225H66ZM70 224V223H69ZM74 225H75V223H73ZM151 224V223H150ZM185 224V223H184ZM200 224V223H199ZM229 224V223H228ZM231 224V223H230ZM229 224V225H230ZM233 224V223H232ZM238 224V225H239ZM244 224V223H243ZM71 225V224H70ZM73 225V226H74ZM151 225H153V224H151ZM189 225H191V224H189ZM203 225V224H202ZM211 225V224H210ZM217 225V224H216ZM221 225V224H220ZM220 225H219V227H220ZM226 225V224H225ZM234 225V224H233ZM235 225H237V224H235ZM242 225V224H241ZM240 225V226H241ZM61 226H63V224L61 225ZM67 226H69V225H67ZM72 226V227H73ZM79 226H80V224H79ZM82 226V225H81ZM80 226V227H81ZM114 226V225H113ZM149 226V225H148ZM155 226V225H154ZM158 226H161L160 224L158 225ZM178 226V225H177ZM194 226V225H193ZM208 226H209V223H208ZM215 226V225H214ZM221 226H223V225H221ZM64 227V226H63ZM162 227H163V225H162ZM180 227V226H179ZM178 227V228H179ZM189 227V226H188ZM197 226L195 225V228H196ZM203 227H204V225H203ZM112 228V230L114 229L113 227H111ZM175 228V227H174ZM198 228V227H197ZM210 228V227H209ZM211 228H214V227H212L211 226ZM227 228H232V227H227ZM238 228V227H237ZM240 228V227H239ZM68 229H70V228H68ZM75 229V228H74ZM77 229V228H76ZM78 229H79V227H78ZM82 229V228H81ZM81 229H80V231H81ZM114 229V230H115ZM205 229H206V227H205ZM208 229V228H207ZM223 229H224V227H223ZM223 229H221V230H223ZM225 229H226V227H225ZM65 230V229H64ZM110 230V229H109ZM112 230H111V232H112ZM154 230V229H153ZM172 230V229H171ZM184 230V229H183ZM196 230V229H195ZM202 230H203V228H202ZM210 230V229H209ZM71 231V230H70ZM70 231H69V234H67V233H65L64 235L65 236H69V235H71L70 234ZM72 231L74 232V230L72 229ZM78 231V230H77ZM185 231H188V230H185ZM191 231H192V229H191ZM193 231H194V229H193ZM65 232V231H64ZM63 232V233H64ZM81 232H83V231H81ZM109 232V231H108ZM222 232V231H221ZM75 233V232H74ZM78 233H80V232H78ZM106 233V232H105ZM104 233V234H105ZM110 233V232H109ZM149 233V232H148ZM154 233V232H153ZM184 233V232H183ZM187 233V232H186ZM190 233V232H189ZM195 233H196V231H195ZM249 233V232H248ZM150 234V233H149ZM192 234V233H191ZM74 235H76V233L74 234ZM79 235V234H78ZM82 235V234H81ZM85 235V234H84ZM106 235V234H105ZM104 235V236H105ZM188 235V234H187ZM229 235H230V232H229ZM235 235H236V233H235ZM239 235V234H238ZM73 235H71L70 236V238L72 237ZM83 236V235H82ZM103 236V237H104ZM232 236H234L233 234L231 235V237ZM247 236V235H246ZM64 237V236H63ZM75 237V236H74ZM80 237V239H82L81 238V236H79ZM102 237V236H101ZM106 237V236H105ZM104 237V238H105ZM185 236L183 235V238H184ZM188 237H190V236H188ZM222 237V236H221ZM230 237V238H231ZM69 238V239H70ZM73 238V237H72ZM103 238V239H104ZM192 238H193V234H192ZM13 239V238H12ZM68 239V240H69ZM79 239V238H78ZM79 239V240H80ZM86 239V238H85ZM98 239H100V237L98 238ZM97 239V240H98ZM189 239V238H188ZM235 239V238H234ZM67 240V239H66ZM77 240V239H76ZM89 240V239H88ZM184 240V239H183ZM185 240H187V239H185ZM64 240H62V242H63ZM72 241H74V240H72ZM71 241V239H70V242H68V243H71L72 242ZM83 241V240H82ZM223 242H225L226 241V239H225V241L224 240H222ZM229 241V240H228ZM62 242H61V244H62ZM75 242V241H74ZM78 242H80V241H78ZM89 242V241H88ZM220 242V241H219ZM222 242V243H223ZM68 243H64V244H66V245H68ZM73 243V242H72ZM90 243H92V242H90ZM187 243H189V242H187ZM190 243H191V240H190ZM199 243V244H198ZM221 243V242H220ZM226 243V242H225ZM229 243V242H228ZM235 243L237 244V242L235 241ZM59 244H60V242H59ZM58 244V245H59ZM60 244V245H61ZM82 244H83V242H82ZM87 244V243H86ZM89 244V243H88ZM87 244V245H88ZM96 244V245H95ZM227 244V243H226ZM226 244H224V246L226 245ZM71 245V244H70ZM74 245H75V243H74ZM73 245V246H74ZM85 245V244H84ZM92 244H90V246H91ZM62 246V245H61ZM65 246V245H64ZM76 246V245H75ZM78 246H81V245H78ZM60 247V246H59ZM72 247V246H71ZM70 247V248H71ZM88 247V246H87ZM215 247V246H214ZM226 247V246H225ZM232 247H234V246H232ZM62 248V247H61ZM65 248H66V246H65ZM69 248V247H68ZM86 248V247H85ZM217 248V247H216ZM8 249V248H7ZM18 249V248H17ZM75 249H76V247H75ZM79 249V248H78ZM77 249V250H78ZM82 249H83V246H82ZM218 249V248H217ZM222 249V248H221ZM228 249V248H227ZM11 250V249H10ZM54 250V251H55ZM63 250V249H62ZM66 250V249H65ZM88 250V249H87ZM13 251H14V249H13ZM68 251V250H67ZM80 251V250H79ZM89 251V250H88ZM217 251V250H216ZM215 251V252H216ZM7 252H8V250H7ZM28 252V251H27ZM52 252V251H51ZM74 252V251H73ZM76 252V251H75ZM78 252V251H77ZM69 253H66V254H69ZM72 253V254H71ZM80 253H81V251H80ZM1 254H3V253H1ZM0 254V255H1ZM25 254V253H24ZM29 254H31V253H29ZM54 254H56V253H54ZM63 254V255H62ZM74 254H76V253H74ZM79 254V253H78ZM215 254H217V253H215ZM16 255H17V253H16ZM16 255H14V256H16ZM20 255V254H19ZM37 255V254H36ZM35 255V256H36ZM49 255V254H48ZM57 254H56V256H58ZM72 255V256H71ZM83 255V254H82ZM213 255H214V253H213ZM234 255V254H233ZM2 256V255H1ZM38 256V255H37ZM76 256V255H75ZM81 256V255H80ZM210 256H211V254H210ZM230 256H232V255H230ZM242 256H243V254H242ZM52 257V256H51ZM79 257V256H78ZM193 257V256H192ZM220 257V256H219ZM226 257V256H225ZM24 258V257H23ZM28 258V257H27ZM29 258H30V255H29ZM34 258V257H33ZM38 258H40V257H38ZM42 258V257H41ZM44 258V257H43ZM43 258H42V260H43ZM188 258H189V260H190V262L188 263ZM228 258V257H227ZM239 258H240V256H239ZM245 258V257H244ZM17 259V258H16ZM35 259V258H34ZM45 259H47V258H45ZM52 259V258H51ZM195 258H193V260H196ZM212 259V258H211ZM214 259H215V257H214ZM225 259V258H224ZM5 260V259H4ZM3 260V261H4ZM24 260V259H23ZM28 260V261H27ZM38 260V259H37ZM219 260V259H218ZM2 261V260H1ZM17 261V260H16ZM208 261V260H207ZM217 261V260H216ZM226 261V260H225ZM228 261V260H227ZM230 261V260H229ZM233 261V260H232ZM6 262V261H5ZM23 262V261H22ZM210 262H213V260L212 261H210ZM231 262V261H230ZM240 262H241V260H240ZM251 262V261H250ZM1 263V262H0ZM16 263V262H15ZM232 263V262H231ZM252 263V264H253ZM2 264V263H1ZM5 264V263H4ZM9 264V263H8ZM192 264H193V262H192ZM203 264H206L205 262L203 263ZM210 264V263H209ZM214 264H215V262H214ZM222 264V263H221Z\"/></svg>",
  "mask_w": 264,
  "mask_h": 264
}]
</instances>
